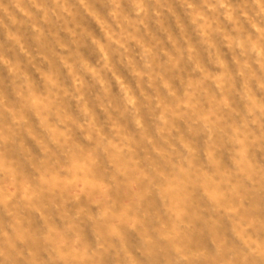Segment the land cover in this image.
Returning a JSON list of instances; mask_svg holds the SVG:
<instances>
[{"label":"clouds","instance_id":"obj_1","mask_svg":"<svg viewBox=\"0 0 264 264\" xmlns=\"http://www.w3.org/2000/svg\"><path fill=\"white\" fill-rule=\"evenodd\" d=\"M0 264H264V0H0Z\"/></svg>","mask_w":264,"mask_h":264},{"label":"rangeland","instance_id":"obj_2","mask_svg":"<svg viewBox=\"0 0 264 264\" xmlns=\"http://www.w3.org/2000/svg\"><path fill=\"white\" fill-rule=\"evenodd\" d=\"M94 27V26H93Z\"/></svg>","mask_w":264,"mask_h":264}]
</instances>
